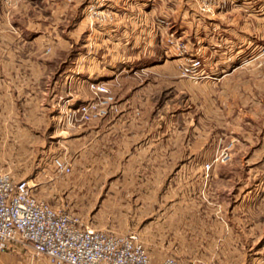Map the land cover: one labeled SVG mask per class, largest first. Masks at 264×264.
<instances>
[{"label": "rangeland", "instance_id": "obj_1", "mask_svg": "<svg viewBox=\"0 0 264 264\" xmlns=\"http://www.w3.org/2000/svg\"><path fill=\"white\" fill-rule=\"evenodd\" d=\"M188 1H119L151 8L138 13L147 16L139 31L130 23L109 27L137 19L135 11H111L117 0H98L99 17L87 10L95 0H0V171L29 179L35 197L92 226L134 231L150 264L167 255L180 264H264V102L239 106L245 94L222 91L206 71L209 60L195 79L180 74L169 33L189 53L209 51L201 30L196 42L172 26L177 9L195 15ZM81 20L94 24V42L75 31ZM247 49L230 50L232 68L262 74L242 62ZM135 53L141 59L125 56ZM139 76L143 84L135 87ZM93 77L122 102L108 116L131 117L122 126L135 135L114 136L107 116L70 120L69 111L90 97ZM53 157L69 170L54 169Z\"/></svg>", "mask_w": 264, "mask_h": 264}, {"label": "built area", "instance_id": "obj_2", "mask_svg": "<svg viewBox=\"0 0 264 264\" xmlns=\"http://www.w3.org/2000/svg\"><path fill=\"white\" fill-rule=\"evenodd\" d=\"M95 1L87 10L99 17L101 11ZM227 3L231 0H197L194 16L203 20ZM251 5L253 11H264V0H251ZM165 40L180 60V74L193 79L202 74L203 56L187 52L188 43L173 32ZM244 57L242 62L255 63L264 71V42L249 45ZM87 88L90 97L69 111L71 121L88 122L119 112L104 81L90 79ZM51 165L59 172L69 170L68 164L58 157H53ZM204 165L208 167V163ZM28 182L29 179H16L0 171V254L21 246L29 249L30 258L43 257L48 264H150L137 233L92 226L81 215L35 197L32 183ZM158 264L180 263L173 255H167Z\"/></svg>", "mask_w": 264, "mask_h": 264}, {"label": "crops", "instance_id": "obj_3", "mask_svg": "<svg viewBox=\"0 0 264 264\" xmlns=\"http://www.w3.org/2000/svg\"><path fill=\"white\" fill-rule=\"evenodd\" d=\"M117 4L112 3L111 11L114 13L125 12L133 14L135 9H132L130 4L121 5L117 0ZM197 0H189L188 1V9L187 10H196ZM234 5V4H233ZM142 7V6H140ZM137 7V8H140ZM240 9H239V8ZM151 8H144L143 12H148ZM101 10V8H100ZM178 15L174 19V23L172 26L176 25L175 30L177 29L179 33L190 34L193 36V40L196 38V42L199 41L200 36L197 34L202 31V35L206 37L208 52L204 54V60H209L208 67H206V71L212 75H216L218 80L220 81V88L224 92L228 93H237L242 92L244 97L241 100L237 101L241 107H259L260 100L264 102V99L260 98L261 92L264 89H260L262 80L264 81V72L262 74L255 69L254 67H235L232 68L231 62L235 60L236 55L230 53V50L237 49L239 51L247 49V47L253 43H262L264 42V14L260 15L253 12V8L251 5V0H238L235 6H229L225 9H220L214 13L209 14L203 20H198L194 15L192 16L189 12L188 15L184 14L185 9L182 10V13L179 12ZM142 11H135L134 20H125L121 19L119 22L117 21H110L109 27L120 26L122 28H126L127 24L130 23V27L139 28V31L142 29V24L145 23L146 15H139L138 13ZM143 13V14H145ZM142 14V13H141ZM127 15V18L129 17ZM132 17V15H130ZM124 20V21H122ZM173 20V19H172ZM128 21V22H127ZM94 24L91 26L88 25L85 21L81 20L75 25V31L78 32H89L88 39H86V43L92 41L93 38H90L93 31H90L93 28ZM186 32V33H185ZM77 38V37H76ZM133 38L130 35L129 39ZM214 38V39H212ZM190 39V37H188ZM91 40V41H87ZM136 39L134 38L133 41ZM217 40V41H216ZM94 42V41H92ZM96 42V41H95ZM217 46L219 48V52H215L214 47ZM89 52H81L80 57L88 55ZM126 58L130 59H141V54H126ZM165 56L162 55V59ZM241 58L244 56L241 55ZM207 63V62H206ZM94 76H98V74H93ZM117 72H115L114 79L117 80ZM262 75L261 77H257ZM246 77V79L244 78ZM93 77L91 79H94ZM100 80H104L101 78H96ZM140 79L139 82L135 83L136 86H140L143 83L141 82L142 76L138 77ZM145 80V78H144ZM251 80V82L249 81ZM146 81V80H145ZM120 82V81H119ZM179 83V82H178ZM121 84V83H119ZM122 85V84H121ZM191 90L194 88L193 85L190 86ZM190 90V89H188ZM121 102V101H120ZM119 102L120 110H123L122 102ZM235 101V104H238ZM119 110V111H120ZM105 119V117L100 118ZM106 119L109 122L111 132L114 136H133L132 132L128 130L127 127L122 126L130 123L131 117L127 116H107ZM127 133V134H126ZM142 135V134H140ZM139 135V137H140ZM138 137V138H139ZM144 139H150L157 141L158 136L157 134L153 137L148 135L147 132L143 133ZM126 140H129L127 137ZM0 264H48L43 257H34L30 258L29 256V249L26 247H14L9 250H5L0 254Z\"/></svg>", "mask_w": 264, "mask_h": 264}]
</instances>
